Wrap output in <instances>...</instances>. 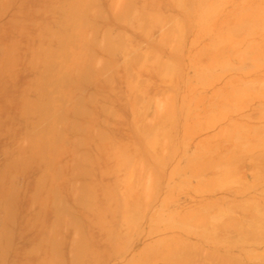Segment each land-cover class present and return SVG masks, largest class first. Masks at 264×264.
I'll return each instance as SVG.
<instances>
[{"label":"rangeland","instance_id":"rangeland-1","mask_svg":"<svg viewBox=\"0 0 264 264\" xmlns=\"http://www.w3.org/2000/svg\"><path fill=\"white\" fill-rule=\"evenodd\" d=\"M9 15L15 64L38 39L55 77L38 145L35 111L0 101L30 140L0 123V264H264V0H0Z\"/></svg>","mask_w":264,"mask_h":264},{"label":"crops","instance_id":"crops-1","mask_svg":"<svg viewBox=\"0 0 264 264\" xmlns=\"http://www.w3.org/2000/svg\"><path fill=\"white\" fill-rule=\"evenodd\" d=\"M8 19H10V15L5 17V21L0 20V101L4 102V96L8 98L7 105L14 108L22 119L25 115L30 117L28 113H30L31 110L35 111V117L33 116V121L36 122L35 132H33L31 141L38 145V141H40L42 137V131H39V119L43 118L39 116V111L44 110V101H42L40 95L45 94L46 91L44 88V81H41V79L45 77L53 78L55 77V73L53 70H50L48 75H45L42 63L44 60L37 53L42 46V43L38 39L32 41V53H30L29 58L26 59V64H15L13 56L14 44L11 38L14 26L11 22H8ZM34 30H38V27L36 26ZM52 61H54V58ZM54 91L55 89L52 88L48 90V93L52 94ZM30 95H32V98ZM13 100L15 101V107L12 106ZM6 121H8V123H6L8 125L5 126H8L10 131L14 130V128H19V145H22V148L27 147L30 143V140H28L27 125L20 124L18 127L16 124L14 127L11 119L5 118L4 121H2V116L0 117V123H5ZM40 125L43 129V125Z\"/></svg>","mask_w":264,"mask_h":264},{"label":"bare ground","instance_id":"bare-ground-1","mask_svg":"<svg viewBox=\"0 0 264 264\" xmlns=\"http://www.w3.org/2000/svg\"><path fill=\"white\" fill-rule=\"evenodd\" d=\"M250 49H251V48H250ZM263 61H264V59H263ZM263 110H264V109H263ZM262 114H263V113H262ZM262 139H263V138H262ZM262 139H261V140H262ZM259 140H260V139H259ZM257 141H258V139H257ZM261 142H264V141H261ZM260 145H262V143H261ZM262 147H264V146H262ZM256 148H259V147L256 146ZM254 149H255V148H254ZM259 149H260V148H259ZM259 149H256V150L261 152V150H259ZM261 149H262V148H261ZM252 151H253V150H252ZM252 157H253V156H252ZM260 166H261V165H260ZM260 166H259V167H260ZM259 169H260V168H259ZM234 170H236V168H235ZM231 172H232V171H231ZM258 172H260V171H258ZM256 175H258V174H256ZM259 176H261V175L259 174ZM259 178H260V180L262 179L261 181H263V179H264L263 176H261V177H259ZM257 179H258V176H257V178H256V176H255V178H254L255 182H254V180H253V182L250 184L251 187H252L253 184L256 186L255 183H257V181L259 180V179H258V180H257ZM234 182H235V181H234ZM239 182H240V181H239ZM258 182H259V181H258ZM237 183H238V182H237ZM259 184H260V183H259ZM241 185H242V184H241ZM254 185H253V186H254ZM248 188H249V187H248ZM252 188H254V187H252ZM252 188H251V189H252ZM249 189H250V188H249ZM255 211H257L258 213H260V212H259L260 210H257V209H256ZM261 211L264 212V210H261ZM253 220H254V219H253ZM253 220H252L251 222H252L253 224H256V223H255V220H254V221H253ZM262 220H263V218L261 219V223L258 224V225H260V226L263 225L264 222H263ZM257 221H258V222H257ZM257 221H256V222L259 223V222H260V219L257 220ZM191 222H192V221H191ZM191 222H190V223H191ZM252 223L249 224V225L251 226V227H250L251 229H252V225H251ZM258 225L256 224L255 226L258 227ZM253 226H254V225H253ZM255 226H254V228H255ZM257 227H256V229H258ZM261 228H262V227H261ZM261 228H260L259 230H257L256 232L261 231ZM253 230L255 231V229H253ZM253 230H251L250 233H253V232H254ZM262 231H264V226H263ZM254 233H255V232H254ZM254 233H253V234H254ZM262 233H263V232H262ZM262 233H261V232H258V234L255 233L254 236H253V234H252V236L254 237V241L258 238V240H256L255 242L250 238V235H248V236H249V237H248L247 234H246V236H245V234H244V236L242 235L241 237H242V238L247 237V238H245V240H246V239H248L249 241L252 240V242L256 244V243H258V241L260 240V239H259V236H260ZM256 235H259V236H256ZM262 235H263V237H264V233H263ZM241 237L239 236L240 241H241V242L243 241V243H244L245 241H244V239L242 240ZM253 237H252V238H253ZM256 237H257V238H256ZM260 237H261V236H260ZM261 240H262V238H261ZM261 240L259 241L260 243L262 242ZM246 241H247V240H246ZM239 243H240V242H239ZM253 243L250 242L249 244L251 245V244H253ZM246 244H247V242H246ZM249 244H248V248H250V247L252 246V245L250 246ZM240 245H243V244L241 243ZM242 248L245 249V246L242 247ZM242 248H241V249H242ZM246 248H247V247H246ZM248 248H247L248 251H245V252H246L247 257L250 259L251 257H252V258L254 257L255 253H258V252H257V251H256V252L254 251V249H255L254 247H253V248H254V249H253L254 252L252 251V248H251L250 250H249ZM241 249H240V250H241ZM240 250H239V251H240ZM245 250H246V249H245ZM255 250H256V249H255ZM249 251H252V252H253V253L250 252V253H252V254H250L251 256L248 255V253H247V252H249ZM245 252H243L242 250L240 251L241 254H242V253L244 254ZM243 254H242V255H243ZM246 255L244 254V256H246ZM256 255H257V254H256ZM256 255H255V256H256ZM249 256H250V257H249ZM242 257H243V256H242ZM247 257H245V258L248 259ZM240 258H241V257H240ZM252 258H251V259H252ZM252 260H253V259H252ZM257 261H258V260H257ZM257 261L255 260V262H257ZM259 262H262V261L260 260V261H258V263H259ZM263 262H264V261H263ZM247 263H248V262H247ZM251 263H253V262H251ZM251 263H250V264H251ZM254 264H255V263H254ZM260 264H261V263H260ZM262 264H263V263H262Z\"/></svg>","mask_w":264,"mask_h":264}]
</instances>
